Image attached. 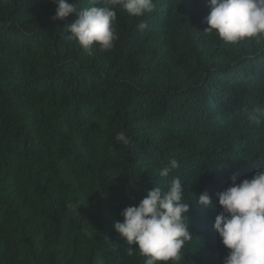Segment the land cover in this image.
Wrapping results in <instances>:
<instances>
[{"label":"trees","instance_id":"16d2710c","mask_svg":"<svg viewBox=\"0 0 264 264\" xmlns=\"http://www.w3.org/2000/svg\"><path fill=\"white\" fill-rule=\"evenodd\" d=\"M154 4L141 17L117 9L114 47L89 55L66 31L75 14L0 0V264H145L113 225L174 177L193 234L175 264L227 256L217 193L264 170V118L249 120L264 107V36L231 44L205 32L208 0ZM172 159L179 167L160 176ZM203 192L209 207L195 202Z\"/></svg>","mask_w":264,"mask_h":264},{"label":"clouds","instance_id":"9594fccd","mask_svg":"<svg viewBox=\"0 0 264 264\" xmlns=\"http://www.w3.org/2000/svg\"><path fill=\"white\" fill-rule=\"evenodd\" d=\"M56 5L53 20H62L75 14L76 19L67 26L70 37L89 55L96 45L101 51L111 50L118 39L115 28L116 10L123 9L130 16L141 17L151 13L154 0H103L102 6L78 10L76 3L68 0H51ZM209 14L205 17L208 27L225 43L264 36V0H208ZM138 30L147 27L138 24ZM264 118V107H257L249 114V120L257 125ZM115 140L124 146L132 141L124 131ZM177 160L160 169V176H168L177 169ZM180 178L174 177L167 188L154 185L146 190L145 197L135 206L120 212L122 221L113 227L129 244L135 243L139 253L147 257L145 264H175L181 258V250L193 234L189 230L186 213L189 204L182 191ZM221 211L215 216L213 229L229 250L222 264H264V170L256 171L251 179L237 183V174L230 178V186L217 193ZM196 204L209 207L212 203L207 192L196 198ZM128 255L133 249L127 250Z\"/></svg>","mask_w":264,"mask_h":264}]
</instances>
